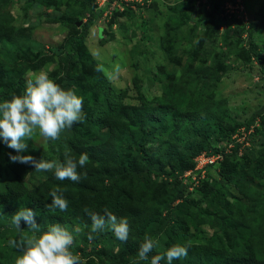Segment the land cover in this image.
Wrapping results in <instances>:
<instances>
[{
    "label": "trees",
    "instance_id": "16d2710c",
    "mask_svg": "<svg viewBox=\"0 0 264 264\" xmlns=\"http://www.w3.org/2000/svg\"><path fill=\"white\" fill-rule=\"evenodd\" d=\"M10 1L0 0V5ZM212 1L213 12H204L198 18L193 33L204 25L206 32L200 38L206 39L219 35V25L226 24L228 29L222 40L231 49L245 43L240 35L247 33L248 53L264 65L255 43L259 27L264 25V0L256 12L257 24L251 22L249 29L238 20H244L243 10L232 14L236 15L232 22L241 23L235 32L228 18H220L227 0ZM26 2L30 11L39 5L40 14L43 8L54 9L53 14L45 15L62 28L77 26L69 18L75 14L69 7L70 0H55L54 4L53 0ZM232 2L238 5L237 0ZM87 14L90 19L82 32H70L55 49L67 64L81 68L80 77L67 70L61 87L74 88L83 98L85 119L63 131L59 140L47 141L45 148L29 142L25 153L36 159L62 161L63 153L70 151L77 160L82 153L89 160L84 167L78 166L79 182L61 181L54 172H36L29 164L11 162L9 154H17L0 140V264H14L21 255L8 242L29 231L23 221L22 230L11 223L21 207L31 209L42 227L56 223L67 226L74 235L71 251L80 256L82 264H150L152 255H163L176 243L187 246L188 255L173 264H264V106L248 120L237 121L231 118L226 100L215 99L218 84L227 72L221 61L228 55L220 57L218 64L185 66L179 78L175 76L162 84L161 97H147L139 89L133 96L137 102H129V90L115 88L102 72L96 71L98 62L83 50L84 34L104 11H96L93 0H85L79 15ZM183 17L193 21L196 13ZM5 28L8 24L0 22L1 42L7 39ZM199 56L206 57L203 48L193 52L191 60L194 62ZM80 80L86 85H79ZM25 84L21 80L0 84V102L10 100V93L22 94ZM229 117L233 124L227 122ZM252 126L255 132L250 136L251 145L241 155L239 144L227 154L226 146L218 148L212 142L228 146L237 130ZM204 152L221 153L223 160L209 165L201 179L195 172L196 158ZM217 167L218 179L210 173ZM189 172L192 174L187 176ZM195 175L197 180L193 179ZM53 188H59L68 201L66 211L53 213L47 209ZM85 208L100 215L107 208L117 217L127 218L128 240L122 242L106 230L89 241L91 220ZM76 228L81 230L78 236ZM146 232L156 237L160 245L149 260L139 261V245Z\"/></svg>",
    "mask_w": 264,
    "mask_h": 264
},
{
    "label": "rangeland",
    "instance_id": "374dc122",
    "mask_svg": "<svg viewBox=\"0 0 264 264\" xmlns=\"http://www.w3.org/2000/svg\"><path fill=\"white\" fill-rule=\"evenodd\" d=\"M26 1L11 0L8 5H0V22L4 26L8 24V28L3 30L7 39L0 41V84L11 83L13 80L26 83L29 74L40 70L46 71L49 78L60 86L67 70L80 77V66H70L63 55H56V50L67 34H80L90 19L89 14L79 15V11L85 7V0H70L69 7L75 14L69 15V18L76 21L77 26L69 25L65 28L53 23L45 15L53 14L54 9L47 11L43 8V13L40 14L34 10L35 7L30 11ZM211 1L93 0L95 10H103L104 14L84 34L81 42L83 50L106 68L111 69L113 65L120 64L121 73L111 83L119 90H129L128 101L133 103L137 102L133 96H137L139 89L147 97H161L162 84L170 82L175 76L179 78L185 66L218 64L219 58L227 54V58L221 61L226 64L227 72L218 84L215 99L226 100L225 106L230 109L231 118L246 121L252 113L264 106V65L248 53L247 33L240 35L245 43L232 49L223 45L222 36L228 29L226 24L219 25L217 36L212 34L206 39L200 38L206 31L205 26L199 24L197 31L193 33V28H197L198 18L204 12L209 15L213 12L214 3ZM237 1L238 5L235 6L237 3L227 0L220 13V18H228L233 32L237 31V26L241 23L232 22V16H236L232 14H240L243 10L244 20L238 18L239 15L237 18L245 25V29H249L251 22L257 24L256 12L263 2ZM54 3L55 0L52 4ZM242 4L243 7L240 6ZM193 12L196 13L193 21L183 17L190 16ZM255 43L262 53L264 63V25H260ZM201 48L206 51V57L199 56L193 62L192 53ZM78 84L86 85L81 80ZM227 122L233 124L230 117ZM31 141L38 148L47 146V141L38 134H34L32 140L26 142L27 145ZM212 142L218 148L226 146ZM20 155L26 153L22 152ZM210 173L214 178H220V167L212 169ZM76 235L78 236L77 233Z\"/></svg>",
    "mask_w": 264,
    "mask_h": 264
},
{
    "label": "clouds",
    "instance_id": "9594fccd",
    "mask_svg": "<svg viewBox=\"0 0 264 264\" xmlns=\"http://www.w3.org/2000/svg\"><path fill=\"white\" fill-rule=\"evenodd\" d=\"M35 11L40 10L36 5ZM96 71L104 73L109 81L118 78L121 73L120 64H115L111 69L98 64ZM11 99L0 102V140L17 155L9 154L10 161L31 165L36 172H54L58 180L79 182L78 166L84 167L89 160L86 153L80 154L78 160L70 151L63 153V160H47L44 157L36 159L31 155H20L27 150V141L38 134L45 141H57L61 133L70 130L74 124L83 122V98L76 94V89H64L54 80L49 78L46 71L40 70L29 74L22 94L10 93ZM51 203L46 207L49 212L59 210L64 212L68 208V201L64 198L59 188L49 192ZM91 220V231L87 234L89 241L94 240L95 234L111 231L114 236L126 242L129 237V221L125 217H117L107 208L100 215L85 208ZM35 213L28 208L21 207L11 218L12 225L21 229V221L27 224L29 231L24 232L19 239H13L10 244L19 250L21 255L15 258L14 264H82L78 254L71 251L74 243L73 232L67 226L59 223L47 224L42 227L36 222ZM80 229H74L79 234ZM160 245L159 240L146 232L139 245V261L149 260L154 249ZM188 247L176 243L169 247L163 254L151 256L150 264H173L174 260L187 257Z\"/></svg>",
    "mask_w": 264,
    "mask_h": 264
},
{
    "label": "built area",
    "instance_id": "2783aa9c",
    "mask_svg": "<svg viewBox=\"0 0 264 264\" xmlns=\"http://www.w3.org/2000/svg\"><path fill=\"white\" fill-rule=\"evenodd\" d=\"M106 1L110 2V0H106ZM254 132H255V126H252L250 129L241 128L237 133H235L231 137L230 143L228 144V146L226 145L224 149L226 153L230 154L232 152V149L235 147V145L239 144L241 146L239 155H241V153H243L244 148L249 147L251 145L250 136L254 134ZM222 160H223V154L221 153L210 154V153L204 152L196 158L197 166L195 168V172L197 173L199 172L201 179L205 178L207 174L206 168L209 165H215ZM191 174L192 172H189L187 173V176H190ZM197 178H198L197 175L193 177L194 180H197Z\"/></svg>",
    "mask_w": 264,
    "mask_h": 264
}]
</instances>
